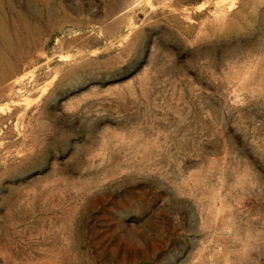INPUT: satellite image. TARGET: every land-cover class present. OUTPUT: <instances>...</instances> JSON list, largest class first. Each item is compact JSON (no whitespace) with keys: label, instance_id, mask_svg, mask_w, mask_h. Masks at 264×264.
<instances>
[{"label":"rangeland","instance_id":"374dc122","mask_svg":"<svg viewBox=\"0 0 264 264\" xmlns=\"http://www.w3.org/2000/svg\"><path fill=\"white\" fill-rule=\"evenodd\" d=\"M0 264H264V0H0Z\"/></svg>","mask_w":264,"mask_h":264}]
</instances>
